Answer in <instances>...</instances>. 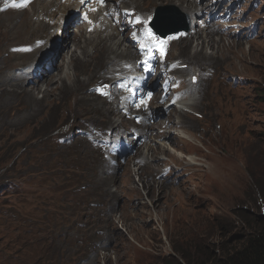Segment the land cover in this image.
I'll list each match as a JSON object with an SVG mask.
<instances>
[{"label":"rangeland","instance_id":"1","mask_svg":"<svg viewBox=\"0 0 264 264\" xmlns=\"http://www.w3.org/2000/svg\"><path fill=\"white\" fill-rule=\"evenodd\" d=\"M209 1L196 0L195 4L203 10ZM183 2L139 0L144 9L136 10L147 16L165 6H175L188 13L189 2ZM244 2L248 6L241 10L240 18L245 15L241 28L233 30L243 31L239 39L221 36L214 29L217 33L212 36L222 48L214 51L201 44L199 38L205 33L197 29L194 36L173 44L169 53L168 61L179 59L184 65L175 76L189 95L185 102H200L197 108H183L188 117L177 126V130L193 134L195 141L178 139L172 150L195 158L197 165L178 159L175 152L162 153L153 143L164 140L161 136L170 121L172 125L179 122L175 109L169 114L170 120L167 112L161 113L165 125L145 128L149 130L147 137L141 133L150 142L145 146L137 142L134 150L144 165L138 164L136 157L122 162L118 156V167L111 168L104 159L99 163L100 156L77 131L85 134L90 123L105 127L108 133L113 132L112 125L118 120L121 128H133L134 124L127 123L116 108L110 109V103L90 91L101 81L108 83L109 78L97 81L107 71V66L101 68L103 63L93 75L97 51L91 50L92 58L85 59V70L70 76L80 79L75 87L70 86L69 79L66 91L51 82L54 75L64 73V66L57 69V63L52 64L50 73V66L44 63V81L33 85L32 80L21 76L32 64L38 67L46 51L41 48L17 57L10 50L45 39L49 27H30L42 22L31 10L0 16V182L12 184L9 189L0 187V264H166L163 261L174 256L175 249L194 250L198 243L219 253L226 236L243 235L234 222L241 208L249 209L251 216L264 215L256 187L257 182L264 181V0L251 11L248 7L253 0L241 4ZM57 20L58 16L54 22ZM253 21L260 30L250 41L244 40ZM58 27L56 23L52 28L57 31ZM83 31L79 28L71 34L66 30L62 37L53 35L57 36L54 47L68 41L62 54H72L79 43L76 35ZM122 35L127 37V33ZM197 41L201 53L191 55ZM202 54L214 55L216 61L208 62ZM36 56L40 57L33 63ZM193 74L197 78L191 81ZM88 78L90 82L82 85ZM166 143L170 148L171 142ZM150 147L155 150L148 151ZM167 167L170 174L160 178ZM116 189L124 192L116 193Z\"/></svg>","mask_w":264,"mask_h":264},{"label":"bare ground","instance_id":"2","mask_svg":"<svg viewBox=\"0 0 264 264\" xmlns=\"http://www.w3.org/2000/svg\"><path fill=\"white\" fill-rule=\"evenodd\" d=\"M185 1L189 2V5H190V7L188 6L189 8H187V9H188L189 14L191 16V21H193L194 25L195 24H199L198 20H201V18L199 17V13H201L203 11L202 10L203 7H201V6L198 7L195 4L196 0H185ZM185 1L183 3H186ZM212 1L213 0H210V2H206L204 10L207 9L208 4L211 3ZM154 2H156V0H154ZM38 3H41V4L40 5L38 4L39 8H38V10L36 12H38V11L39 12H38V16L37 17H39V16L48 17V18H50L49 21H54L55 17L58 16V20L56 22H54L55 24L56 23L58 24L59 19L62 18L63 16H65L68 12L73 11V7H70V5L74 4V3L73 4H68L69 6L62 5V4H60V0H53L52 2H49V0H38ZM113 5L115 7H118L117 3H114ZM53 7H57V12L56 11L55 12H50L49 11ZM153 7H155V6H153ZM217 7H218V5H216L214 9H216ZM30 8L33 9V5ZM119 8L127 9V10H135L136 8H138V9L140 8L141 9V8H143V6L139 3V0H129V2L120 4ZM128 8H131V9H128ZM145 12H147V11H145ZM7 13L8 14L9 13L20 14V13H23V12H12V11H9ZM4 15H7V14H4ZM4 15H1V16H4ZM171 22L175 23L177 21L172 20ZM35 24H37V25H35ZM16 25H18V24H16ZM45 26L47 28V25L43 24V22H35L34 24L32 23L30 25V27H33V29H39V30H44ZM124 28H125L124 22H122L121 20L116 22L115 28L112 27L111 25L107 24V23H104V22L100 26H98L94 30H92L91 32H87L86 31L87 27H84V31L81 32V35H76V38L79 37V39H78L79 43L76 44V48H75V50H73L72 54L68 53V56H65V55L62 54L63 48L67 45L68 41L62 42V46L58 47L56 45L54 47V40L57 38V36H53V35H58L57 32L59 31V27H58L57 31L54 30L55 33H48L47 36L45 35L46 38L44 40H46L47 43H52L51 44L52 47H51L50 51H48L47 55L45 56V59H47L49 56H51V54L54 51H57L58 52V55H57L58 57L56 58V62L54 63V66H55L56 63H57V65H56L57 69L58 68H62V66H64L63 75H61V73H59V76H57V75L55 76L54 75L52 77V81L51 82H54V84H56L55 86H58L59 88H61L62 91H66V89H67V86L65 84L67 79L70 80V82H71L70 86L71 87H75V84H79L80 83V81H79L80 79H78V78L72 79L70 76L74 77V75L76 73V70H79V69L80 70H85V66L83 64L85 63V59L92 58V57H89L90 54H91V50H96L97 51V52L95 51L96 52L95 55H97V56L94 58V62H95V65H94L95 66V69H94L95 71L94 72L95 73L93 75L97 74V72L99 71V65H101V63H103L101 65L102 69H103V66H107V68L110 66L105 73L102 72L100 74V76H98L97 81L98 80H104L107 76L109 77V76H111V75H113L115 73H119V72H121L124 76H126L128 74V71H123V69H118V70L116 69L119 66L118 62L120 61V59H125L126 61L132 60V61L136 62L137 61V57L135 56V53L131 49V45L128 42V40H129L128 37H123V38L121 37V35H122L121 31L123 32ZM27 29H29V26H28ZM51 29H53V28H51ZM197 29L199 30V32L203 31V30H200L198 27L197 28H193V27L191 28V30H195V31ZM206 29H204V32H203V33H205L204 35H202V36H200L199 34L197 35V36H200V38H199L200 40L199 41H201V44L204 47H207V48L211 47L212 49H214V51L216 49H222L221 47L219 48L218 43H216L217 42L216 38L214 36H212V34L217 33V32L214 31V28L210 27L207 30ZM216 31H218V30H216ZM195 33H194V35H195ZM62 36H64V34ZM197 36H196V38H197ZM71 39H72V36L69 35V40H71ZM40 40H43V39H40ZM98 41L101 44L98 45ZM180 41H182V40H179L178 42H180ZM199 41H197L198 45L195 48V51L193 50L191 55H195V56H199L200 55L199 53H201V51L198 52L199 51L198 50L199 49L198 48L199 47ZM126 42L128 43V45H125ZM194 42H196V40ZM194 42H193V44H194ZM173 44H175V43H173ZM48 45L46 44L44 47H41V48L46 50ZM14 47H17V46H14ZM15 56H17V57H25V56H29V55L23 56V55H20V54H15ZM202 56H204V60H206L208 62L213 61L214 57H215L214 55L213 56H208V55H204V54H202ZM39 57L40 56H36L35 59H33L32 62L36 63V61L38 60ZM214 61H216V60H214ZM40 62H41V60L39 61V64H40ZM39 64L37 63V65H39ZM37 68L38 67H36L35 64H32L31 67H30V70L27 71V72H24V73H28L30 75L31 74L34 75V73L36 72ZM195 71H197V70H195ZM22 77L23 76H21V78ZM101 77H103V78H101ZM26 78L27 79H25V80L31 79L29 77H26ZM42 78H44V76H42ZM196 78H197L196 75L193 74L191 76L190 80L192 81V80H195ZM107 79H109V78H107ZM32 81H33L32 84L36 85L37 83H41L44 80L40 79V80H36L35 81V79H33ZM51 82L49 81V84H51ZM59 82H61L62 84H59ZM88 82H90V78L84 80L82 82V85H85ZM103 85H105V81H101L100 85L94 87L93 89L101 90V86H103ZM18 87H21V86H18ZM49 91L50 90H47V92H49ZM49 94L51 95V93H47L46 96H49ZM44 95H45V93H44ZM95 97L104 100L103 97H100V96H97V95H95ZM189 101L188 102L186 101L184 103L182 102L179 105V107H173L172 108V109H175L177 112H179L180 116L177 117L179 119V122L178 123L176 122L174 125H172L171 121H170L169 126L166 128L167 130H166L165 134L163 136H161V138H164V140L162 142H160V143H158L156 141V139L153 140V143L158 144V146H159L158 150H161L162 153L166 152V153H171L172 154V152H175L172 149H174V145H176V142H177L178 139H180L181 142H184L183 139H186V140H188L191 143H193V141H195L196 137L193 134H188L182 128H180V130H177V126L178 125H182L183 122H186V121H184L185 120L184 117H188L186 115V113H185L183 108H185L186 106L189 107V108H192V109L195 108V107L197 108V106H198L197 103H200L197 100L195 102H193V103H189ZM109 105H110V109H112V110L115 109V103H111ZM163 108H164V106L153 107L152 112L156 116H158L160 113L165 115V114L168 113V111L167 110L165 111ZM169 110H171V109H169ZM167 118H168V120H170L169 119V114H167ZM121 124H122V122H121ZM165 124H166V122H161L159 124V126H162V125H165ZM170 125H172V126H170ZM82 126H83V124H82ZM88 127H90V130H88V138H87V140L89 142H91V143H94V144L97 143V142L102 144L104 142V135L102 134V132L105 130V127H102V126L99 127L98 126V128H97L96 126H94L91 123L89 124ZM112 127L116 128V129L121 128L119 120H118V122L113 124ZM78 128H80V127H78ZM114 128H113V130H114ZM135 128H137L136 125H135ZM146 129H147V127H146ZM146 129L145 128H141V132L144 134V136L147 137L148 136V132L147 131H149L150 129L147 130V131H146ZM173 131H175L176 134ZM95 132H98L99 134H97ZM142 141H143V139L134 141L133 142L134 147L137 144V142H138V145H140L141 143H143ZM167 141L171 142V144H170L171 147L170 148L167 146V143H166ZM154 150L155 149H153L151 147H150V149H148V151H154ZM93 151L96 152L98 156H100L99 163L101 162L102 159L107 161L109 164L112 163V159L105 158V156H104L105 153H104V151H103V149L101 147H94ZM174 155H176V157L178 159H180V160H183V158L186 159L188 161V164L197 165V163H199V162L195 163V161H196L195 158H193V157L188 158V156H184L182 153H176L175 152ZM164 157H166V156H164ZM111 167H112V165H111ZM210 170H212V168ZM150 189L151 188H149V190ZM119 191L120 192H124V191H122L120 189H116L115 190L116 193L119 192Z\"/></svg>","mask_w":264,"mask_h":264},{"label":"trees","instance_id":"3","mask_svg":"<svg viewBox=\"0 0 264 264\" xmlns=\"http://www.w3.org/2000/svg\"><path fill=\"white\" fill-rule=\"evenodd\" d=\"M264 93V89H263ZM11 183L0 182L2 189H9ZM258 197L264 206V181L256 183ZM264 208V207H263ZM246 209V208H245ZM241 208L236 214V229L243 234L238 237L226 236L221 243L219 253L210 251L204 244L198 243L186 251L174 250L175 255L169 256L163 262L166 264H264V215L251 216ZM225 237V236H224ZM225 237V238H226ZM201 241V240H200ZM203 243V242H202ZM192 249V250H191Z\"/></svg>","mask_w":264,"mask_h":264},{"label":"water","instance_id":"4","mask_svg":"<svg viewBox=\"0 0 264 264\" xmlns=\"http://www.w3.org/2000/svg\"><path fill=\"white\" fill-rule=\"evenodd\" d=\"M164 19H167L168 22H163ZM172 20L177 22L173 23ZM153 29L162 37H166L173 33H178L180 31H188V25L186 22H183L181 18L176 20L173 17V9H167V11L159 10L156 18L151 23Z\"/></svg>","mask_w":264,"mask_h":264},{"label":"snow or ice","instance_id":"5","mask_svg":"<svg viewBox=\"0 0 264 264\" xmlns=\"http://www.w3.org/2000/svg\"><path fill=\"white\" fill-rule=\"evenodd\" d=\"M29 2V0H23V3L22 4H13V7H24V6H27V3ZM84 0H81V3H83Z\"/></svg>","mask_w":264,"mask_h":264}]
</instances>
